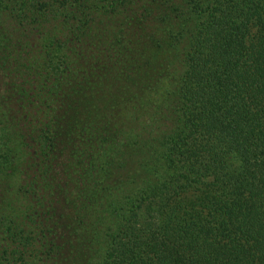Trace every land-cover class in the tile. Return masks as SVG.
I'll return each mask as SVG.
<instances>
[{
	"label": "trees",
	"instance_id": "16d2710c",
	"mask_svg": "<svg viewBox=\"0 0 264 264\" xmlns=\"http://www.w3.org/2000/svg\"><path fill=\"white\" fill-rule=\"evenodd\" d=\"M0 264H264V0H0Z\"/></svg>",
	"mask_w": 264,
	"mask_h": 264
}]
</instances>
